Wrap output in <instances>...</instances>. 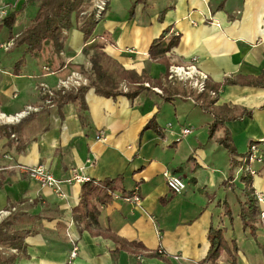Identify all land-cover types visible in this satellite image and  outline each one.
I'll return each mask as SVG.
<instances>
[{
  "label": "crops",
  "instance_id": "obj_1",
  "mask_svg": "<svg viewBox=\"0 0 264 264\" xmlns=\"http://www.w3.org/2000/svg\"><path fill=\"white\" fill-rule=\"evenodd\" d=\"M23 3L0 0V10L10 14ZM36 11L32 4L18 15L14 36ZM163 34L164 42L178 36V43L163 59L152 60L150 46ZM8 39V30L1 28L0 42ZM95 44H103L102 51L124 70L145 76L149 87L144 84L131 100L107 98L88 87L84 108L64 103L65 93L88 85L58 91V84L72 73L89 84L86 53ZM21 51L0 54V112L38 109L19 124L0 128V212L15 208L13 214L25 216L15 228L36 231L25 239L24 255L15 249L4 253L14 255L15 264H69L71 238L79 246L71 264H207L211 227L222 230L231 250L232 258L223 252L218 264H264V223L257 224L255 239L243 231L238 212L244 186L237 173L238 153L264 138V90L224 84L226 77L244 82L264 71V0H109L87 41L76 28L66 33L63 66L56 71L45 72L27 57L13 74L21 54L11 58ZM191 63L217 88L208 109L196 104L197 93L188 86L167 80L172 66ZM228 111L251 112V117L224 122L209 138L214 114ZM149 122L156 131L145 128ZM185 128L192 130L187 137L181 135ZM100 134L105 140H97ZM225 134L235 152L239 147L233 156L219 143ZM37 166L60 182L59 194L29 178L26 170ZM164 171L182 177V194L168 190ZM257 172L250 177L264 212V166ZM78 177L96 183L122 177L124 189L136 193L140 205L116 193L119 198L99 208L97 225L83 228L72 217L83 184ZM115 240L140 248L117 251L121 244ZM151 253L157 256L148 257Z\"/></svg>",
  "mask_w": 264,
  "mask_h": 264
},
{
  "label": "trees",
  "instance_id": "obj_2",
  "mask_svg": "<svg viewBox=\"0 0 264 264\" xmlns=\"http://www.w3.org/2000/svg\"><path fill=\"white\" fill-rule=\"evenodd\" d=\"M142 2H146V0H136V3ZM32 4H37L35 16L20 34L14 36L13 26L18 15L27 6ZM90 4L93 6L94 3H92V0H25L20 10L13 11L2 19L0 21V29L5 27L9 33L8 40L12 39L15 41L13 50H22L20 59L14 63L13 74L18 75L17 73H19V69L27 57L34 58L38 61L41 69L46 67L50 72H54L56 69L61 68L63 66L61 54L65 46V33L76 28L83 34L85 41H87L93 33L95 24L98 21L96 10L92 9L85 18L80 17L82 12H84ZM164 38L165 34L151 44L149 57L152 60L163 59V54L175 47L178 43V36H173L170 40L165 42L163 40ZM92 48L93 51L89 56L91 70L90 76L88 77V86L77 90V92L65 93L64 96H62V101L64 103H73L77 106V109L80 108V106L84 108L82 100L83 93L88 87L93 88L97 94L107 98H115L121 95L130 100L134 99L145 90L144 84L148 82L145 76L137 77L133 72L124 70L117 62L109 58L102 51L103 44H95ZM167 76L168 75H166V77ZM224 84H239L253 89L264 90V71L257 77L246 78L244 82H241L238 78L231 79L226 77ZM121 85H125L128 90L126 92L123 91ZM156 85L161 86L159 83ZM163 89L165 88L163 87ZM214 91L216 92L217 88L212 87L207 80L205 82V91L193 95L196 104H199L201 109H208L212 103L215 102L210 98V92L215 93ZM225 113L226 115H221V117L214 114L215 119L209 127V138H211L218 129L223 127L224 122L241 119L243 117H251V112L247 111H240L238 114H234L231 111ZM145 128H152L156 131L153 122H149ZM219 143L230 155L233 156L236 154L231 140L228 138V134H225V136L220 139ZM232 165H235L233 161ZM240 182L243 183L244 187L241 191L242 200H239L238 217L241 221L243 231L248 230L251 238L255 239L256 227L257 224L260 223V211L252 186V178L242 173L240 175ZM224 185H226V183ZM116 193L124 199L132 195L124 189L122 177L106 179L103 182L97 183L90 180L84 182L81 186L79 204L72 211L73 219L79 223V225H82L83 228H87L90 223L97 225L99 208L111 204ZM226 209L225 213L229 215L230 221H232L230 209ZM23 217L25 216L18 213L11 214L8 219L0 224V264H15L16 257L14 255H5L4 253L10 254L8 251L15 249L17 252L24 255L26 251L25 239L29 235L36 234V231L33 229L18 230L15 228L16 224L21 222ZM115 241L121 244V248L117 249V251L123 250L130 252L129 248H140V244L138 243L129 244L124 242L120 243L117 240ZM208 241L209 248L204 263L218 264L223 252L226 253L228 259L232 258V256L229 255L231 254V250L223 236L222 230L211 227L208 232ZM231 245H233L235 249L234 241ZM155 256L157 255L152 253L148 255V257ZM231 262L233 263V261Z\"/></svg>",
  "mask_w": 264,
  "mask_h": 264
},
{
  "label": "built area",
  "instance_id": "obj_3",
  "mask_svg": "<svg viewBox=\"0 0 264 264\" xmlns=\"http://www.w3.org/2000/svg\"><path fill=\"white\" fill-rule=\"evenodd\" d=\"M21 1H25V0H21ZM108 2L109 0H94V7L96 10L98 21L99 18H101L103 12L105 11ZM7 15L8 13L5 9L0 10V19H4ZM14 46H15V41L12 39L0 42V54L9 52L14 48ZM43 70L45 72H50L49 69L46 67H44ZM167 80L169 82L177 81L181 84H184V86H188L192 91H195L196 93L200 94L205 91V82L208 80V76L199 72L196 65L194 63H191L188 66H184V65L172 66L169 69ZM86 85H88V83L84 78H82V76H80L77 73H72L66 80L61 81L58 84V91H61L63 89L68 90L70 88H76V87L78 88ZM145 86L147 88L149 87L148 84H145ZM43 88L45 89V94L48 97L53 96L51 90H48L46 87ZM153 90L157 93H160V91L156 88ZM123 91L125 92L127 91V88L125 86H123ZM210 96L215 97V93L210 92ZM37 111H38L37 108L28 106L22 111L12 115H8L0 112V128L15 126L19 124L22 120L27 118L30 114L35 113ZM167 127L170 128L171 127L170 124ZM191 132H192L191 129L185 128L182 130L181 135L185 137L189 135ZM10 137L13 139L14 135L11 133ZM97 140L103 141L105 140V138L102 134H100L97 137ZM257 166H264V138L248 146L245 155L242 156L240 159V166L237 173L240 174L243 173L245 174V176H255L258 173ZM26 173L28 174L29 178L38 182L41 188H50L53 189L57 194L60 193V188H59L60 182L57 181L43 166L29 168L26 170ZM162 175L168 190L173 195H180L186 189V185L182 177L174 175L168 171H164ZM76 180L81 183L89 181L87 178H79V177L76 178ZM117 198L119 197L114 196V199ZM124 200L137 207L140 205V198L136 193H133L130 197L125 198ZM257 200L258 203L263 202V198L260 195ZM14 212H16L15 208H10L1 211L0 222L8 218ZM260 220L263 221L264 223V212L260 213ZM157 234H159V232H157ZM71 244H72V248L69 255V264H71L72 261L77 257V253L79 249L77 241L74 240L73 238H71ZM159 253H161V249H159ZM174 259L176 261L181 260L179 257H174Z\"/></svg>",
  "mask_w": 264,
  "mask_h": 264
},
{
  "label": "rangeland",
  "instance_id": "obj_4",
  "mask_svg": "<svg viewBox=\"0 0 264 264\" xmlns=\"http://www.w3.org/2000/svg\"><path fill=\"white\" fill-rule=\"evenodd\" d=\"M18 1V0H17ZM92 3H94V0H92ZM89 4V3H88ZM92 9H94L95 10V7H94V4H93V6H92V4H90V6L88 5V7L86 8V10L84 11V12H82V14L80 15V17L81 18H85V17H87L88 16V14L89 13H87V11L88 12H90ZM82 21H83V19H82ZM65 35H66V33H65ZM14 50L12 49V50H10L9 52H7V54L6 55H8V54H10V52H13ZM18 55H20V53H18V52H16L15 53V55H14V57H12L11 59H15ZM87 55H88V59H89V54L87 53ZM87 76V75H86ZM88 82V81H87ZM123 86H125V85H123ZM123 86H121V88L123 89ZM127 88V87H126ZM190 129V128H189ZM192 133V132H191ZM190 133V134H191ZM187 136H189V135H187ZM187 136H185V137H187ZM238 149V150H237ZM239 151V147H237L236 148V153ZM245 153H246V151L245 152H243L242 154L241 153H238L239 155H238V157L240 158L241 156H244L245 155ZM241 154V155H240ZM238 170H239V168H237V172H238ZM261 196V195H260ZM259 198V195H256V199H258ZM258 201V200H257ZM258 204H260V203H258ZM261 213V212H260ZM172 261V260H171ZM176 262V261H175ZM173 264H174V262H172ZM177 263V262H176Z\"/></svg>",
  "mask_w": 264,
  "mask_h": 264
}]
</instances>
